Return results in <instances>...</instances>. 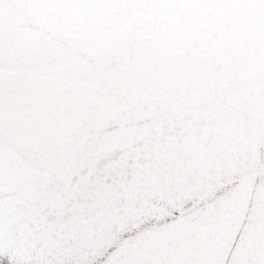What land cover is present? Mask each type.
<instances>
[{
    "label": "water",
    "instance_id": "1",
    "mask_svg": "<svg viewBox=\"0 0 264 264\" xmlns=\"http://www.w3.org/2000/svg\"><path fill=\"white\" fill-rule=\"evenodd\" d=\"M16 15L3 70L23 100L6 105L5 148L35 177L31 190L68 258L200 264L225 257L237 234L245 245L260 238L264 163L250 101L222 108L227 91L201 93L182 53L162 68L136 39L106 60L81 48L78 67L63 65L30 38L70 47L59 29L77 13L33 5Z\"/></svg>",
    "mask_w": 264,
    "mask_h": 264
},
{
    "label": "snow or ice",
    "instance_id": "2",
    "mask_svg": "<svg viewBox=\"0 0 264 264\" xmlns=\"http://www.w3.org/2000/svg\"><path fill=\"white\" fill-rule=\"evenodd\" d=\"M33 5L77 13L59 29L70 47H57L55 38H30L43 54L66 66L78 67L81 48L106 60L133 39L143 49L154 50L149 59L162 68L182 53L184 76L201 93L227 91L222 108L243 99L252 103L260 128V140L253 147L264 163V0H0V264H86L83 258L65 255L31 190L35 177L5 148L6 127L13 118L6 105L19 104L23 96L13 98L6 88L4 34L19 22L16 13ZM141 26L144 31L138 33ZM216 63L224 65L223 71L213 69ZM236 81L242 86L232 88ZM200 264H264V229L252 245H245L237 234L225 257Z\"/></svg>",
    "mask_w": 264,
    "mask_h": 264
}]
</instances>
